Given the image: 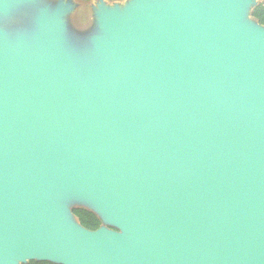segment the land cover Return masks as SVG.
<instances>
[{
    "label": "water",
    "instance_id": "obj_1",
    "mask_svg": "<svg viewBox=\"0 0 264 264\" xmlns=\"http://www.w3.org/2000/svg\"><path fill=\"white\" fill-rule=\"evenodd\" d=\"M40 1L0 0L35 8L0 27V264H264L256 0H100L85 30Z\"/></svg>",
    "mask_w": 264,
    "mask_h": 264
},
{
    "label": "rangeland",
    "instance_id": "obj_2",
    "mask_svg": "<svg viewBox=\"0 0 264 264\" xmlns=\"http://www.w3.org/2000/svg\"><path fill=\"white\" fill-rule=\"evenodd\" d=\"M56 1L57 0H41L40 3L56 2ZM70 1L75 4V9L71 14L67 16V21L82 30L89 28L93 24V21L95 19L93 14V9L96 8V5L99 3L100 0H90L88 2H80L79 4L77 3L78 2L77 0H70ZM116 1H119L120 5L123 6L127 0H114V1L106 0V3L112 7ZM261 1L262 0H256V3H259ZM34 10H35L34 6L27 7V9L21 11L19 15H17L16 17L6 19L2 23H0V27L10 31L23 29L24 25L27 24L26 20L27 19L28 21L30 20V18H28L27 16L28 15L31 16ZM248 18L253 20L250 14L248 15Z\"/></svg>",
    "mask_w": 264,
    "mask_h": 264
},
{
    "label": "trees",
    "instance_id": "obj_3",
    "mask_svg": "<svg viewBox=\"0 0 264 264\" xmlns=\"http://www.w3.org/2000/svg\"><path fill=\"white\" fill-rule=\"evenodd\" d=\"M81 2H88L90 0H79ZM109 1H114V0H109ZM251 16L261 25H264V0L259 2L251 12ZM73 213L78 219L79 223L85 227L86 229L89 230H96L98 229L102 222L99 219L97 215H95L93 212L84 209V208H75L73 209ZM28 264H53L50 262H36L32 261L29 262Z\"/></svg>",
    "mask_w": 264,
    "mask_h": 264
}]
</instances>
